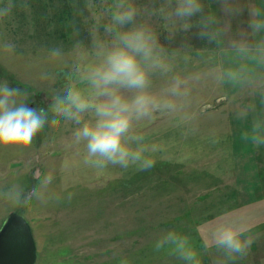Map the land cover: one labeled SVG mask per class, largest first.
Instances as JSON below:
<instances>
[{
  "label": "rangeland",
  "instance_id": "obj_1",
  "mask_svg": "<svg viewBox=\"0 0 264 264\" xmlns=\"http://www.w3.org/2000/svg\"><path fill=\"white\" fill-rule=\"evenodd\" d=\"M27 3V9L17 7L11 19L0 23V41L17 46L11 56L0 52V81L27 89L32 94L29 106L47 108V96L78 80L72 56L52 62L47 50L63 46L68 53L75 39L90 47L93 21L85 0ZM134 3L141 9L137 22H147L160 44L178 53V70L208 73L239 63L227 41L249 31L247 8L264 0H233L244 11L231 18L220 48L199 39L196 29L169 39L170 25L159 15H148L163 0ZM209 11L221 23L228 20L218 0H205V13ZM258 38L249 36L250 41ZM184 56L190 58L187 64ZM44 73L50 79L42 80ZM163 83L154 77L156 88ZM77 86L85 89L82 83ZM253 103L259 112L261 105L250 89L217 86L209 78L193 92L192 108L201 113L194 134L185 136L187 126L174 117L158 116L143 128L157 145L152 154L156 163L147 171L92 169L83 164V146L70 144L74 124L61 118L58 126L46 125L28 149H0V192L14 183L28 192L51 170L60 199L14 209L0 199V228L12 212L29 222L37 247L35 264H183L168 250H154L155 241L168 230L188 235L203 264H219L223 253L205 250L203 242L217 224L235 219L250 227L254 241L245 258L228 264H264V146L256 149L240 138L251 116L235 118L240 107Z\"/></svg>",
  "mask_w": 264,
  "mask_h": 264
},
{
  "label": "clouds",
  "instance_id": "obj_2",
  "mask_svg": "<svg viewBox=\"0 0 264 264\" xmlns=\"http://www.w3.org/2000/svg\"><path fill=\"white\" fill-rule=\"evenodd\" d=\"M218 2L228 18L225 23L214 12L205 13V0H163L148 15H159L170 25L169 39L196 29L199 39L220 48L231 30V18L244 9L233 0ZM17 7L27 9V0H20L19 4L17 0H0V23L11 19ZM85 8L93 21L88 29L90 47L75 39L68 53L63 46L47 50L52 62H63L66 55L72 56L78 77L62 91L47 96V108L29 106L32 94L27 89L11 87L7 79L0 81V149L24 151L46 125L58 126L62 118L76 126L70 144L83 146L84 165L96 170L112 166L147 171L156 163L152 154L157 145L147 138L143 128L158 116L174 117L187 126L185 136L194 134L201 113L192 108L193 92L209 78L217 86L250 89L261 110L257 112L255 103L245 105L238 109L235 118L248 120L251 116L240 138L256 149L264 146V3L247 8L249 31L227 41L239 63L208 73L178 70V53H170L161 45L157 32L147 22H137L141 9L134 0H101L99 5L95 0H85ZM73 35L78 36L79 32L74 30ZM250 35L259 38L250 41ZM16 47L11 41H0V52L6 56L15 54ZM184 47L190 45L186 43ZM183 59L187 64L190 58ZM154 77L164 80L161 87L154 86ZM40 78L50 79L47 73ZM78 83L84 84L85 89ZM54 179L49 170L42 173L30 191L25 192L20 183H14L0 192V199L13 209L29 207L34 202L46 205L58 201L60 195L52 187ZM71 198L69 192L67 199ZM253 241L247 224L230 219L211 230L203 247L222 252L224 259L219 264H228L245 258ZM154 250H168L183 264H203L189 236L174 230L165 231L155 241Z\"/></svg>",
  "mask_w": 264,
  "mask_h": 264
},
{
  "label": "water",
  "instance_id": "obj_3",
  "mask_svg": "<svg viewBox=\"0 0 264 264\" xmlns=\"http://www.w3.org/2000/svg\"><path fill=\"white\" fill-rule=\"evenodd\" d=\"M37 247L29 222L10 213L0 228V264H35Z\"/></svg>",
  "mask_w": 264,
  "mask_h": 264
},
{
  "label": "crops",
  "instance_id": "obj_4",
  "mask_svg": "<svg viewBox=\"0 0 264 264\" xmlns=\"http://www.w3.org/2000/svg\"><path fill=\"white\" fill-rule=\"evenodd\" d=\"M254 1H256V0H254Z\"/></svg>",
  "mask_w": 264,
  "mask_h": 264
}]
</instances>
